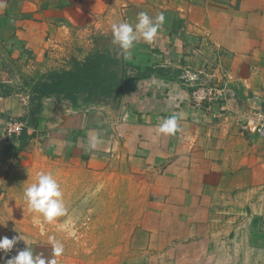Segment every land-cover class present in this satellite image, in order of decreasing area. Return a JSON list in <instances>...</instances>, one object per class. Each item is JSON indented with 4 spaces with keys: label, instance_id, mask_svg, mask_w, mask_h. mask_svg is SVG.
<instances>
[{
    "label": "crops",
    "instance_id": "1",
    "mask_svg": "<svg viewBox=\"0 0 264 264\" xmlns=\"http://www.w3.org/2000/svg\"><path fill=\"white\" fill-rule=\"evenodd\" d=\"M5 2L0 196L14 162L28 152L42 153L56 167L79 173V182L96 185L102 204L86 213L112 216L111 231L120 236L103 242L102 222L92 239L71 246L122 247L134 264H151L158 248L160 262L167 263L172 259L165 249L187 245L195 247V264H264V135L239 129L233 113L192 105L181 83L183 68L218 62L233 76L234 107L264 121V0ZM140 12L153 18L163 13L164 25L153 44L140 40L122 51L112 43L111 25L134 26ZM103 44L127 65L120 96L77 105L63 95L44 96L30 118V89L18 90L24 81L68 71ZM211 72L216 77L209 82H217V71ZM172 116L180 130L158 134ZM9 117L28 122L18 149L3 143ZM117 216H124L122 222ZM82 257L59 264H86Z\"/></svg>",
    "mask_w": 264,
    "mask_h": 264
},
{
    "label": "rangeland",
    "instance_id": "2",
    "mask_svg": "<svg viewBox=\"0 0 264 264\" xmlns=\"http://www.w3.org/2000/svg\"><path fill=\"white\" fill-rule=\"evenodd\" d=\"M31 84V80L29 82L24 81L23 86L18 90L30 89ZM49 159V156L42 153L28 152L23 154L17 162H14L11 172L7 174L0 196V237L21 236L27 241V244L21 239L6 255L0 252V257H3L4 260L11 258L28 245L33 250L34 255H42L45 259H52V246L48 242V238L49 236H55L62 244L68 242L67 246L63 245L64 252L62 255L55 257L57 264L62 262L65 257H73V255H84L82 260L86 264H134L130 257L125 254L128 252L127 249L107 245L109 242H116L120 239L118 232L111 231L112 216L86 213L87 209L91 206L95 207L96 203L102 204L101 199L97 200L95 198L96 185L86 183L85 180L82 183L79 182L80 179H83L79 173L66 171L68 168H58ZM55 170H57L56 173ZM38 172H51L63 192L67 212L64 216L56 218L52 223L45 222L40 214L31 212L24 200V189L36 182ZM81 195L84 196L83 199ZM105 203L107 204V202ZM80 205L86 208H75ZM117 217H119V223L122 222L124 216ZM102 222L105 228L103 232L105 240L103 242L107 243L105 246H71L74 240L92 239L97 226L99 228ZM98 234H101V232ZM159 249L153 250L151 264H195L191 261L193 257L195 258V247L193 246L187 245L179 247L177 250L175 248L165 249L163 251L165 252L164 255L172 259L167 263L160 262ZM177 257H183L184 261L176 262ZM0 264H3V261H0ZM69 264H75V262Z\"/></svg>",
    "mask_w": 264,
    "mask_h": 264
},
{
    "label": "clouds",
    "instance_id": "3",
    "mask_svg": "<svg viewBox=\"0 0 264 264\" xmlns=\"http://www.w3.org/2000/svg\"><path fill=\"white\" fill-rule=\"evenodd\" d=\"M7 7L5 0H0V10ZM165 22L163 13L157 16L150 17L146 12H140L137 16V22L133 26L128 22L112 23V43L118 46L122 51L131 50L135 43L143 40L149 44H153ZM97 30L101 29L100 24H96ZM179 126L175 116L164 119L158 129V134L174 135L178 132ZM94 138L90 143L94 146ZM24 200L31 212L38 213L47 223H52L56 218L64 216L67 212L63 192L60 184L51 172H38L36 182L30 184L24 189ZM21 236H13L11 238L4 236L0 237V252L5 255L10 252ZM48 242L52 246V259H45L42 255H34L31 247L27 245L24 250H19L18 253L11 258L4 260L0 257L3 264H57L55 257H59L64 252L63 244L58 241L55 236H49Z\"/></svg>",
    "mask_w": 264,
    "mask_h": 264
},
{
    "label": "trees",
    "instance_id": "4",
    "mask_svg": "<svg viewBox=\"0 0 264 264\" xmlns=\"http://www.w3.org/2000/svg\"><path fill=\"white\" fill-rule=\"evenodd\" d=\"M126 67L122 56L113 54L107 45H96L85 57L75 60L70 70L32 81L29 117L33 119L40 99L49 95H63L72 105L116 100L127 77ZM26 133L25 129L19 137L22 146Z\"/></svg>",
    "mask_w": 264,
    "mask_h": 264
},
{
    "label": "built area",
    "instance_id": "5",
    "mask_svg": "<svg viewBox=\"0 0 264 264\" xmlns=\"http://www.w3.org/2000/svg\"><path fill=\"white\" fill-rule=\"evenodd\" d=\"M212 70L217 71L218 81L214 79ZM181 83L188 88L192 105L213 109L218 115L233 113L239 129L250 133L264 135V121L254 117L251 113L240 111L234 107L236 91L233 86V76L218 62L207 63L202 69L194 70L188 67L181 70ZM27 128L23 119L9 117L3 126L4 146L17 147L19 137Z\"/></svg>",
    "mask_w": 264,
    "mask_h": 264
}]
</instances>
